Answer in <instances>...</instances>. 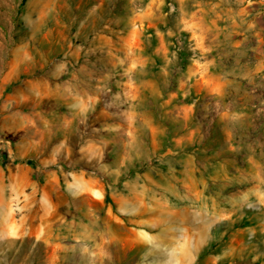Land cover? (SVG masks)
Here are the masks:
<instances>
[{"label": "rangeland", "instance_id": "rangeland-1", "mask_svg": "<svg viewBox=\"0 0 264 264\" xmlns=\"http://www.w3.org/2000/svg\"><path fill=\"white\" fill-rule=\"evenodd\" d=\"M64 92L124 127L35 169L56 216L0 264H264V0H0V115Z\"/></svg>", "mask_w": 264, "mask_h": 264}, {"label": "crops", "instance_id": "crops-1", "mask_svg": "<svg viewBox=\"0 0 264 264\" xmlns=\"http://www.w3.org/2000/svg\"><path fill=\"white\" fill-rule=\"evenodd\" d=\"M64 93L57 107L65 112L57 113L56 117H52L45 109L40 114L10 112L0 115V136L13 141L15 153L14 159L6 160L0 152V241H12L26 235L38 239L50 229L48 224L56 216L51 203L54 195L47 189L48 181L40 183L35 169L52 164L57 158L56 152L59 161L64 164L71 165L76 161L79 155L74 154L83 151L82 142L74 144L66 141L68 136H80L82 128L92 131L99 125H106V128L108 124L124 127L123 122L117 120L108 122L106 115L102 122L96 120L98 114L83 115L87 106L94 102L90 95L83 97ZM102 134L106 136V132ZM55 136L62 138L55 140ZM91 142L93 140L89 139L85 144ZM91 182L77 177V187L69 182L72 191L66 192V195L70 199L97 198L100 191Z\"/></svg>", "mask_w": 264, "mask_h": 264}]
</instances>
